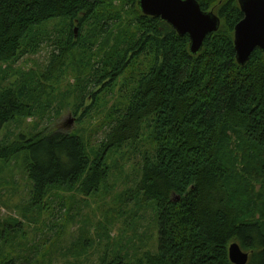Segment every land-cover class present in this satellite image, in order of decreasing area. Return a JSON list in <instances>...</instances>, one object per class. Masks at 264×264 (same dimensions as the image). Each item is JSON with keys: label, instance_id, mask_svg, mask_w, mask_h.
<instances>
[{"label": "trees", "instance_id": "obj_1", "mask_svg": "<svg viewBox=\"0 0 264 264\" xmlns=\"http://www.w3.org/2000/svg\"><path fill=\"white\" fill-rule=\"evenodd\" d=\"M124 1L133 28L107 49L111 33L100 24L105 10L97 0H0V75L3 65L9 68L50 39L42 30L47 23L62 22L65 37L53 43L40 78L0 88V161L22 159L34 208L53 188L80 197L98 194L110 176L108 157L149 139L133 193L155 208L156 248L130 260L114 254L101 264H231L232 243L249 254L247 264H264V54L256 50L244 67L237 65L234 27L243 18L237 0H195L220 19L196 56L187 36L143 16L138 0ZM100 40L103 49L96 48ZM93 49L102 56L96 65ZM74 51L86 59L76 78L77 109L91 99L82 119L102 93L145 61L137 77L124 80L125 103L113 109L103 140L92 152L80 136L59 131L9 140L5 129L43 105L36 85L62 77ZM0 264L28 263L6 256Z\"/></svg>", "mask_w": 264, "mask_h": 264}, {"label": "rangeland", "instance_id": "obj_2", "mask_svg": "<svg viewBox=\"0 0 264 264\" xmlns=\"http://www.w3.org/2000/svg\"><path fill=\"white\" fill-rule=\"evenodd\" d=\"M97 1L105 10L100 15V24H106L111 33L106 42L108 49L113 46L115 37L120 35L118 40H121V35L133 28L127 22L131 19L130 11L124 0ZM115 16L121 19L120 23L114 20ZM42 30L45 38L50 39L39 43L35 53L22 56L9 68L3 65L0 78L5 80L0 83V88L21 84L24 80L36 81L44 74L54 51L53 43L65 37L63 23L58 20L47 23ZM74 32L76 37L78 29L74 28ZM100 42L96 48L103 49L105 44ZM101 59L95 51L91 64L96 65ZM85 61V57L81 58L74 51L62 77L36 85L41 90L34 92L39 99L44 96L43 105L34 117L5 129L4 134L9 140L20 133L59 131L80 136L89 152L97 148L104 138L113 109L125 103L120 94L124 80L131 75L137 77L145 61L139 59L130 72L133 74L128 73L114 88L102 93L96 106L88 111L89 116L82 119L91 99L87 97L84 107L77 109L81 88L76 78L85 72L81 66ZM148 148L150 142L145 138L136 146L127 147L123 156L111 154L107 159L110 176L98 194L80 197L53 188L41 206L34 208L30 206L31 184L22 159L0 161V229L7 226L6 238L0 242V260L17 256L22 263L28 264H101L105 257L111 259L114 254L130 260L145 252H154L157 239L155 208L139 202L133 193L142 154ZM260 185L255 184L256 191L260 190Z\"/></svg>", "mask_w": 264, "mask_h": 264}, {"label": "water", "instance_id": "obj_3", "mask_svg": "<svg viewBox=\"0 0 264 264\" xmlns=\"http://www.w3.org/2000/svg\"><path fill=\"white\" fill-rule=\"evenodd\" d=\"M243 15L234 27L233 46L238 66L244 67L254 51L264 54V0H237ZM145 17L160 19L179 37L189 39L190 55H198L208 35L220 28V19L211 11H202L195 0H138ZM231 264H247L249 254L237 243L228 247Z\"/></svg>", "mask_w": 264, "mask_h": 264}]
</instances>
